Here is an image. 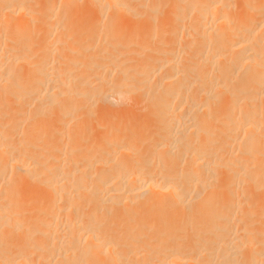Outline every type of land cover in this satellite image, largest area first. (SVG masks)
Masks as SVG:
<instances>
[{"label":"bare ground","instance_id":"bare-ground-1","mask_svg":"<svg viewBox=\"0 0 264 264\" xmlns=\"http://www.w3.org/2000/svg\"><path fill=\"white\" fill-rule=\"evenodd\" d=\"M147 1L0 0V264H264V0ZM162 19L179 26L180 43L156 63L150 47L134 64L120 63L129 50L119 48L92 56L72 44L59 59L36 49L41 28L67 36L73 25L97 35L103 26L114 46L119 26H148L138 30L146 42L147 23ZM133 79H146L152 118L165 126L138 159L115 108ZM62 97L72 122L60 125L88 117L92 100L107 103L101 135L114 139L95 152L53 142L60 151L47 156L42 138L56 131L37 119Z\"/></svg>","mask_w":264,"mask_h":264},{"label":"rangeland","instance_id":"rangeland-1","mask_svg":"<svg viewBox=\"0 0 264 264\" xmlns=\"http://www.w3.org/2000/svg\"><path fill=\"white\" fill-rule=\"evenodd\" d=\"M152 1H154V0H150V1H147V3H150V2H152ZM239 1V0H238ZM237 1V2H238ZM236 2V1H235ZM164 8V7H163ZM175 8V7H174ZM174 8L172 7L171 8V6H166L164 9H163V11H164V13H163V15H167V14H169V13H171V10L173 11L174 10ZM175 11H176V9H175ZM173 13V12H172ZM168 16V15H167ZM164 16H162V18H163ZM166 17V16H165ZM167 18V17H166ZM165 20V19H164ZM164 20L162 19V21L163 22H159V23H157V22H151V23H154V24H149V22L147 23V22H143V24L145 23V25H146V23L149 25V31L150 32H152V34H154V35H152L150 32H148V30H147V32L148 33H150L152 36H153V38H151V40L149 39L148 41H144V39H143V34L142 33H145V32H142L141 34H140V28H141V26L143 27V25H141L142 23L141 22H131V23H136V25H133V24H129L128 26L130 27V29L128 28V26H127V28H128V30H130V36H128L127 37V34L129 33V32H127L126 31V27H124V25H122V26H119V27H121V29H116L115 30V36H116V39H115V41L116 40H118V42L116 41V43L117 44H114V46H109L108 45V42H105L106 40H108V38H106V36H107V31L105 32V31H103L104 29H106V28H104L102 25V27H99L98 29H99V31H98V35L96 34L97 32V29H95V27H93L96 31H94V29L92 30L91 29V27L89 28L88 27V29H82V28H80V26H77V25H73V27H72V30L70 29L67 33V36L66 35H62V36H60V33L57 35V33L56 32H53V33H51V32H47V30H44L43 28H41L40 30L42 31V32H40V30H39V32H38V34H37V36H35L36 37V39H37V41H35L36 42V49H37V52H39V54H41V52H42V50H45L47 47V49H46V51L45 52H47L48 51V49H50V51H51V49H52V51H56L55 53L57 54V56L59 55V57H58V59L62 56V55H64V53H63V51L65 52V53H67V54H69L68 53V51L70 52L71 50V48L72 47H70L72 44L74 45L73 47H74V49H75V45H76V49L78 50V48L79 47H81L82 46V49H84L85 50V47L86 46H88V47H90V49H91V55L92 56H94L93 55V53H98L97 51H110L111 49L110 48H112V52L113 53H115V54H120V53H118V52H116V51H118V48H119V50H120V52H123L124 50H126V51H128V55H127V57H122V56H120L121 57V61L122 62H120V63H122V64H124V63H129V62H131V63H133L134 64V62H135V60L136 59H138L137 57H139V55L140 54H142V52H143V50H149V47H150V49L152 48L153 50L155 49V51H157L156 52V54H154V55H152L153 56V58L155 57V59L157 58V57H159L160 59H158L157 61L155 60V59H153L152 58V56H151V59L152 60H154L155 61V63L156 62H160V61H162V60H164V58L167 56V55H169L170 54V52H172V48L174 47V48H178L179 47V43H180V40H179V26H178V28H177V25L176 24H174L173 22H169L167 19V21L166 22H164ZM126 23H128V22H123V24H126ZM141 23V24H140ZM155 23H157V24H155ZM141 26H140V25ZM140 26V27H138V26ZM151 25V26H150ZM146 26H144L143 27V29L145 28ZM148 27V26H147ZM147 27L145 28V29H147ZM151 27H152V30H151ZM102 28H104V29H102ZM126 28V29H125ZM83 31V30H85L86 31V33L83 31V36L81 37V38H78V34L81 32V30ZM89 29H90V31H89ZM100 29H101V31H100ZM132 29V30H131ZM136 29H137V33H138V35H136ZM142 29V28H141ZM142 29V30H143ZM44 31V32H43ZM88 31V32H87ZM94 31V32H93ZM103 31V32H102ZM125 32H127V34L125 33ZM134 32H135V34H134ZM157 32V33H156ZM178 32V33H177ZM43 33V34H42ZM46 33H47V35H46ZM49 33H50V37H48V39L49 40H51V42H48L49 40L48 39H46V38H44L45 37V35H46V37L47 36H49ZM95 33V34H94ZM106 33V34H105ZM55 34L57 35L56 37H55ZM140 34V35H139ZM39 35V36H38ZM40 35H43L41 38H40ZM54 35V36H53ZM110 35V34H109ZM125 35V37L127 38V40L129 39V41H127L126 39V41H123L124 40V36ZM129 35V34H128ZM60 36V37H59ZM94 36V37H93ZM34 37V38H35ZM38 37V38H37ZM61 38V39H56V38ZM96 37V38H95ZM56 39V40H53V39ZM92 38V39H91ZM101 38V39H100ZM35 39V40H36ZM100 39V40H99ZM106 39V40H105ZM32 40H34V39H32ZM46 40V41H45ZM59 40L60 41H62V42H65L66 44H64V43H59ZM94 40V41H93ZM95 40H96V42H95ZM99 40V41H98ZM120 40V41H119ZM57 41V42H56ZM66 41H69V42H66ZM101 41H102V43H101ZM38 42V43H37ZM55 42V44H53ZM104 42L106 43L105 45H104ZM40 43V44H39ZM115 43V42H114ZM176 43L178 44V45H176ZM49 44V45H48ZM58 44H59V46H58ZM62 44H64V45H62ZM90 44V45H89ZM94 44V45H93ZM52 45V46H51ZM54 45V46H53ZM68 45H70V46H68ZM97 45V46H96ZM103 45V46H102ZM58 46V47H57ZM68 46V47H67ZM144 46V47H143ZM148 46V47H147ZM162 46V47H161ZM49 47H51V48H49ZM64 47V48H63ZM65 47H67L66 48V50H67V52H66V50H65ZM84 47V48H83ZM95 47V48H94ZM102 47H103V49H102ZM109 47V48H108ZM161 47V48H160ZM61 49V50H58V49ZM70 48V49H69ZM107 48V49H106ZM139 48V49H138ZM143 48V49H142ZM167 48V49H166ZM169 48V49H168ZM173 48V49H174ZM54 49V50H53ZM81 49V50H82ZM93 49L95 50H97L96 52L95 51H93ZM99 49V50H98ZM135 49V50H134ZM142 49V51L141 52H138V51H140ZM160 49H162L161 51H160ZM163 49L165 50L164 52H163ZM57 50L59 51V52H61V55L59 54V52L57 53ZM116 50V51H115ZM136 50H137V52H136ZM168 50V51H167ZM110 51V52H111ZM125 51V52H126ZM130 52V53H129ZM54 53V54H55ZM133 53V54H132ZM99 54V53H98ZM166 54V55H165ZM96 55V54H95ZM129 55L131 56V57H129ZM135 57H133V56ZM165 55V56H164ZM97 56V55H96ZM162 56V57H161ZM119 57V58H120ZM122 58H124V59H122ZM125 59H128V60H125ZM119 60V59H118ZM152 60H151V62H152ZM123 61H124V63H123ZM69 62V61H68ZM109 62V61H108ZM108 62L107 63H105V64H108ZM116 62V61H115ZM115 62L114 63H110V64H108L107 66H109L110 65V67H112V64H115ZM56 64H55V66L56 67H58V68H60V67H67L68 65H70V64H63V66L61 65H59V63L58 62H55ZM57 63H58V65H57ZM67 63V62H66ZM119 62H117L115 65L118 67V65L120 64ZM153 63V62H152ZM151 63V64H152ZM122 64H120V65H122ZM130 64V63H129ZM133 64H131V65H133ZM150 63H148L147 65H145L143 68H142V71H146L145 73H147L146 75H147V77H152L153 75L151 74L152 73V70L153 71H155L154 70V68H153V65L156 67V64H152L151 65ZM120 65H119V67H120ZM152 66V67H151ZM26 68V67H25ZM86 68V67H85ZM85 68H83V70L81 69V70H79V72H77V71H75V73H73L74 75H78V74H83L82 72H84L85 70V72H87L88 70L87 69H85ZM26 69H28V70H31V72L34 70V69H32V68H26ZM85 69V70H84ZM97 69H99V68H97ZM110 70H113V69H110ZM30 73V72H29ZM30 74H34V73H30ZM150 74V75H149ZM147 77H145V78H147ZM112 78V77H111ZM146 81V79L145 80H142L141 82H140V80L137 82L135 79H133L132 80V83H131V87H133L132 88V90H131V92L127 95V97L125 98V101H124V104H122V105H119V106H117V107H115V108H119V114L117 115V117H118V121H121V123L119 124V127H120V130H121V132L122 133H125V132H129V134H130V131L131 130H133V142H134V140H135V142L137 143L136 145H137V148L141 151L140 153H139V157H138V155L137 156H135L136 158H134V159H138V158H141V154H145L146 152H147V150L149 149V147H152L151 145H154V143L156 144V142L158 143V139L160 138V140H162L161 138H162V136L160 135L161 134V132L163 131L164 132V130L165 129H163L165 126H163V122L161 123L160 121H159V119L158 120H155V119H157V118H152V112H151V110H150V108L148 107V104H149V101L147 102V99H148V97L147 96H145L144 94H146V93H144L145 92V90L143 91V89H145V88H143L144 86H142V85H145L144 84V82ZM138 86V87H137ZM139 86H141V87H139ZM141 92H142V94H141ZM143 95V96H142ZM145 98V100L146 101H144V98ZM61 98H59V101H58V105H57V107L55 106H53V108L52 109H46V110H43V112H42V114L40 115L41 117L40 118H38L39 120H41V121H39L38 119H37V122L39 123V126L40 125H46V123L47 122H49V125H47V126H49L48 127V129H50L51 130V128L53 127V129H55V131L57 132H55V133H53V134H55V135H53V134H48L47 135V137H43L42 138V145L43 146H45L47 143H51V144H49L48 146L46 145V147L47 148H50V149H46V155L47 156H50L51 154H54V153H52V152H50V150L52 151V149H57L58 151H60L58 148H59V144H61V146H63V143H64V146L66 145V144H72V145H77V147L79 148V149H81V151L83 150V151H87V152H89V151H92V152H95L96 150H97V148H99L100 146H102L103 144L104 145H107L108 144V140L107 139H110L111 138V140L112 139H114L113 138V135L112 134H103V135H101V133H102V129H103V126H101L100 125V123H101V121H103L102 119H104V120H108L109 118L108 117H106V116H108L109 115V112L107 111V103H103L102 102V100L100 99V101L101 102H99V99L96 101V102H93V100H92V103L89 101V103H91L92 104V106H90V105H88L89 107H90V109L89 108H87V109H89L90 111H91V113L88 115V117H82L80 120H77V121H74L73 122V124H72V126L71 125H69L70 123L69 122H72V121H70V119H69V116L70 115H68V116H63L62 117V115H64L63 114V110H61L62 109V106L61 107H59L60 105H62L63 103V100H65V98L64 97H62V99L60 100ZM62 101V102H61ZM114 101H116V102H120V100H117V99H114ZM143 101V102H142ZM98 102V103H97ZM94 103V104H93ZM104 104L106 105V106H104ZM150 105V104H149ZM87 106V107H88ZM24 107H25V105H24ZM59 107V108H58ZM85 107V106H84ZM15 108V107H14ZM27 108V109H26ZM121 108V109H120ZM16 109V108H15ZM18 110H19V108H17ZM25 110H26V112H29L30 110H29V108H28V106H26L25 107ZM24 110V111H25ZM31 111H32V109H31ZM30 111V112H31ZM16 112H18V111H16ZM29 112V113H30ZM62 112V113H61ZM81 112V111H80ZM89 112V111H88ZM61 114V115H60ZM15 114H13L12 116H14ZM28 115V114H27ZM151 115V116H150ZM62 117V119H66L67 118V122L69 123L68 125H60V122H62L63 123V120L61 121L60 119H61V117ZM102 116V117H101ZM60 117V118H59ZM66 117V118H65ZM106 117V118H105ZM121 117V118H120ZM125 117H130V118H132L133 120H124V118ZM133 117H139V118H141L142 120L140 121V122H138L137 123V119H134ZM42 118H44L45 119V121H47V122H45L44 121V119H42ZM52 118V119H51ZM57 118H59L58 120H56ZM84 118V119H83ZM120 118V119H119ZM162 118V117H161ZM69 119V120H68ZM87 119V120H86ZM126 119V118H125ZM50 120V121H49ZM60 120V121H59ZM161 120H163V118L161 119ZM53 121V122H52ZM57 122V124H59V125H56V122ZM58 121H59V123H58ZM65 121V122H66ZM85 121H89V124L90 125H88L87 127H83V125L82 124H84V122ZM150 121H152V122H150ZM155 121H156V124H155ZM51 122V123H50ZM64 122V123H65ZM100 122V123H99ZM107 122V121H106ZM157 122L159 123L158 125H157ZM42 123V124H41ZM149 123H151V125H149ZM154 123V124H153ZM54 124V125H53ZM67 124V123H66ZM135 124H137V125H135ZM153 124V125H152ZM162 124V125H161ZM106 125V124H105ZM51 126V127H50ZM58 126V127H57ZM66 126H68V128L69 127H72V129L71 130H73V129H75L74 131H76L77 132V134H72L73 136H74V138L73 139H69V138H66V133L68 132V128H67V130L65 129V127ZM85 126V125H84ZM136 126V127H135ZM70 129V128H69ZM124 130V131H123ZM163 132H162V134H163ZM121 133V134H122ZM75 135H77V136H75ZM81 135H84V138H85V140H81L80 138L82 137ZM140 135H141V138H140ZM115 136V135H114ZM129 136V135H128ZM121 137V136H120ZM131 137V136H130ZM143 137V138H142ZM52 138H54V139H56V140H53ZM156 138H157V140H156ZM46 140V141H45ZM159 140V141H160ZM59 143H58V142ZM53 142L56 144V142H57V144L59 145H52L53 144ZM62 142V143H61ZM106 143V144H105ZM68 144V147L69 146H71V145H69ZM94 144V145H93ZM50 145H52V146H50ZM96 145V146H95ZM65 147H67V145L65 146ZM65 147H60V149L61 150H63ZM86 150H85V149ZM55 151V152H57V154H58V151ZM146 150V151H145ZM49 152V153H48ZM51 153V154H50ZM143 154V155H144ZM143 157V156H142ZM133 160V159H132ZM226 191V190H225ZM225 193V192H224ZM134 205V204H133ZM136 205V204H135ZM134 207V206H133ZM133 211L135 212V214H139V210H138V208L136 207V208H133ZM27 215L25 214V217H26ZM24 217V215H23V217L21 218L22 220H24L23 222H25V221H27V218H25ZM23 218H25V219H23ZM262 221V220H261ZM260 222V221H259ZM135 224V220H133V225ZM259 224V225H258ZM260 224L261 223H256L255 224V226L256 227H254V226H251L253 229L252 230H256V228H258L259 229V227H260ZM259 226V227H258ZM21 233V232H20ZM19 234H17V236H18ZM22 235V234H21ZM20 235V236H21ZM35 239H31L32 241H35L36 242V240L38 239L37 237H34ZM189 238V237H188ZM191 238H189L188 239V241H189V243L188 242H186V244H191V245H193V241L194 240H190ZM39 240V239H38ZM185 241H187V240H185ZM191 241V242H190ZM186 247H187V245H186Z\"/></svg>","mask_w":264,"mask_h":264}]
</instances>
